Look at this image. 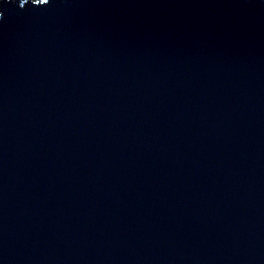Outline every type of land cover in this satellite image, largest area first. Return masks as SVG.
I'll return each instance as SVG.
<instances>
[{
    "label": "water",
    "instance_id": "water-1",
    "mask_svg": "<svg viewBox=\"0 0 264 264\" xmlns=\"http://www.w3.org/2000/svg\"><path fill=\"white\" fill-rule=\"evenodd\" d=\"M0 12V264H264V0Z\"/></svg>",
    "mask_w": 264,
    "mask_h": 264
},
{
    "label": "snow or ice",
    "instance_id": "snow-or-ice-1",
    "mask_svg": "<svg viewBox=\"0 0 264 264\" xmlns=\"http://www.w3.org/2000/svg\"><path fill=\"white\" fill-rule=\"evenodd\" d=\"M12 3H16L17 0H10ZM4 0H0V4H3ZM29 3H31L34 6H47L51 3V0H24L23 3H21V0H18L19 8L24 9ZM3 13L0 12V18H2Z\"/></svg>",
    "mask_w": 264,
    "mask_h": 264
}]
</instances>
